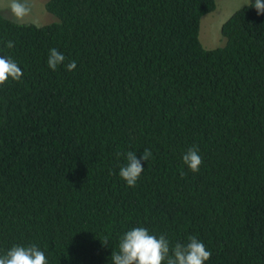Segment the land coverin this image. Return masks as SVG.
<instances>
[{
  "label": "trees",
  "instance_id": "obj_1",
  "mask_svg": "<svg viewBox=\"0 0 264 264\" xmlns=\"http://www.w3.org/2000/svg\"><path fill=\"white\" fill-rule=\"evenodd\" d=\"M254 3L210 50L199 28L215 0H46L57 21L43 26L0 12V56L23 71L0 86V256L35 244L48 264H113L121 237L143 227L170 247L195 236L212 252L205 264H264ZM51 49L66 57L55 71ZM194 146L196 173L182 159ZM145 149L152 157L129 187L118 153Z\"/></svg>",
  "mask_w": 264,
  "mask_h": 264
},
{
  "label": "clouds",
  "instance_id": "obj_2",
  "mask_svg": "<svg viewBox=\"0 0 264 264\" xmlns=\"http://www.w3.org/2000/svg\"><path fill=\"white\" fill-rule=\"evenodd\" d=\"M258 15H264V0H255L252 5ZM8 8L12 17L22 20L29 16L31 8L26 0H9ZM9 49L14 47L12 41L6 45ZM66 57L56 49H51L48 57V67L53 71L64 64ZM77 67L75 61L67 63L66 69L73 71ZM23 71L10 57L0 56V86L9 78L20 81ZM126 157V165L120 168L119 175L129 187H135L141 174L145 171L143 162L149 161L152 153L145 149L140 159L133 151L118 153ZM183 163L193 172L199 171L203 161L197 147H192L183 154ZM181 175H185L181 169ZM107 244V240L102 241ZM212 252L206 249L204 243L195 236L188 238L186 244H175L161 235L158 239L143 227H136L127 231L120 239L119 250L114 251L111 257L113 264H205ZM0 264H48L45 253L35 244L30 246H13L6 255L0 256Z\"/></svg>",
  "mask_w": 264,
  "mask_h": 264
},
{
  "label": "rangeland",
  "instance_id": "obj_3",
  "mask_svg": "<svg viewBox=\"0 0 264 264\" xmlns=\"http://www.w3.org/2000/svg\"><path fill=\"white\" fill-rule=\"evenodd\" d=\"M255 0H215L216 7L211 13L204 15L200 20L199 41L204 49L210 50L223 46L225 39L221 35L222 24L239 8L248 5ZM31 8L29 16L22 20H16L11 16L8 4L9 0H0V12L5 18L17 23H29L43 26L56 22L55 16L45 9L46 0H26Z\"/></svg>",
  "mask_w": 264,
  "mask_h": 264
}]
</instances>
